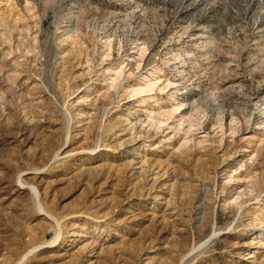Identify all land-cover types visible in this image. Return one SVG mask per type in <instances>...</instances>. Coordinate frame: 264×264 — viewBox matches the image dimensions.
<instances>
[{
  "label": "rangeland",
  "instance_id": "1",
  "mask_svg": "<svg viewBox=\"0 0 264 264\" xmlns=\"http://www.w3.org/2000/svg\"><path fill=\"white\" fill-rule=\"evenodd\" d=\"M215 229L182 264H264V0H0V264Z\"/></svg>",
  "mask_w": 264,
  "mask_h": 264
},
{
  "label": "bare ground",
  "instance_id": "2",
  "mask_svg": "<svg viewBox=\"0 0 264 264\" xmlns=\"http://www.w3.org/2000/svg\"><path fill=\"white\" fill-rule=\"evenodd\" d=\"M159 72V71H158ZM153 74V73H152ZM152 76V75H151ZM153 78V77H152ZM144 79L148 81V84L152 85L153 87L155 86L156 82L153 81V79H150L149 76L146 75V77L144 76ZM174 99L176 98V95H173ZM41 210H44L42 208V206L40 207ZM219 231L218 230H213V232L207 236L204 240H202L201 242L197 243L196 245H194L188 252L187 254H185L184 258L181 260V263H183V261L191 254H193L196 250H198L199 248H201L202 246H204L205 244H207L209 241H211L212 239H214L217 235H218Z\"/></svg>",
  "mask_w": 264,
  "mask_h": 264
},
{
  "label": "water",
  "instance_id": "3",
  "mask_svg": "<svg viewBox=\"0 0 264 264\" xmlns=\"http://www.w3.org/2000/svg\"><path fill=\"white\" fill-rule=\"evenodd\" d=\"M212 240H213V239H212ZM212 240H211V241H212ZM211 241H209L207 244H205L204 246H202L201 248H199L198 250H196V252L202 250L203 248H205V247H206Z\"/></svg>",
  "mask_w": 264,
  "mask_h": 264
}]
</instances>
